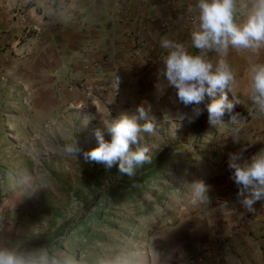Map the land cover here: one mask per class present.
<instances>
[{
  "label": "rangeland",
  "instance_id": "obj_1",
  "mask_svg": "<svg viewBox=\"0 0 264 264\" xmlns=\"http://www.w3.org/2000/svg\"><path fill=\"white\" fill-rule=\"evenodd\" d=\"M207 55L214 62L220 58L215 52ZM224 58L236 73L234 92L241 105L234 111L245 117L253 106L245 96L247 69L252 62L264 61V49H230ZM163 86L161 82L148 94L132 98L114 94L106 101L85 91L62 93L56 87L33 92L32 84L0 76V247L30 257L46 254L59 264H226L219 258L225 237L215 246L207 219L201 217L199 223L182 209L189 204L188 184L215 170L223 136L235 125L228 122L227 113L225 123L209 124V97L185 107L175 89ZM138 105H150L149 116L158 129L155 135L144 134L151 163L138 167L132 177L167 158L141 196L134 197L135 204L117 206L107 201L108 193L129 178L118 165L108 169L86 162L82 155L68 157L62 150L74 141L84 150L96 145L93 130L103 129L96 111L108 108L115 118L122 112L135 113ZM193 107L203 115L192 123L180 121L179 115H191ZM85 113L96 117L86 127L81 124ZM105 139L110 140L107 132ZM97 211L110 215L109 225L91 229L94 239L77 238L76 232L88 230L86 217Z\"/></svg>",
  "mask_w": 264,
  "mask_h": 264
},
{
  "label": "crops",
  "instance_id": "obj_2",
  "mask_svg": "<svg viewBox=\"0 0 264 264\" xmlns=\"http://www.w3.org/2000/svg\"><path fill=\"white\" fill-rule=\"evenodd\" d=\"M195 0H0V76L32 84L33 92L85 91L106 101L135 97L161 82L160 41L169 37L190 47ZM25 27L30 28L22 36ZM131 36L140 40L137 50ZM190 51L196 49L190 47ZM120 78L118 91L110 78ZM25 78V79H24ZM165 83V82H164ZM48 92V93H49ZM238 133L223 136L215 170L203 178L210 202L182 209L207 219L215 246L223 237L226 264H264V207L249 212L226 200L233 185L228 154L246 147L245 158L264 149V113L254 106ZM218 153V151H217ZM238 189L235 190V194ZM205 223V222H202Z\"/></svg>",
  "mask_w": 264,
  "mask_h": 264
},
{
  "label": "clouds",
  "instance_id": "obj_3",
  "mask_svg": "<svg viewBox=\"0 0 264 264\" xmlns=\"http://www.w3.org/2000/svg\"><path fill=\"white\" fill-rule=\"evenodd\" d=\"M193 27L190 35L192 49L182 42L164 37L160 41L165 55L161 57L158 76L164 86L175 89L176 98L185 107L205 105L210 125L225 123L223 117L229 114V121L238 133L245 121L234 111L241 101L235 94L236 73L224 58L230 49L258 53L264 49V0H195L193 4ZM220 57L215 62L208 53ZM120 78L116 76L114 92L118 91ZM229 93L231 99H229ZM245 96L260 113H264V61L252 62L247 69ZM150 105H138L135 113L122 112L113 118L110 110L99 114L103 129L93 130L96 145L84 150L74 141L63 147L68 157L100 163L105 168L118 165L122 175L132 177L138 167L151 163L150 147L143 143L144 134L155 135L158 123L149 116ZM203 111L193 107L192 114H180L179 120L194 122ZM96 117L91 113L81 116V124L87 126ZM143 121L140 123L139 121ZM177 125L174 123V129ZM105 132L110 140L105 139ZM246 147L228 154L227 166L230 179L238 191L236 198L249 212L254 211L257 202L264 201V149L245 158ZM189 185L188 200L193 206L210 202V186L202 179L193 180ZM0 264H59L56 258L46 254L30 257L10 248L0 247Z\"/></svg>",
  "mask_w": 264,
  "mask_h": 264
},
{
  "label": "trees",
  "instance_id": "obj_4",
  "mask_svg": "<svg viewBox=\"0 0 264 264\" xmlns=\"http://www.w3.org/2000/svg\"><path fill=\"white\" fill-rule=\"evenodd\" d=\"M167 157L161 158L157 163L156 167H150L148 170H146L144 173H142L138 178L135 177H129L126 180H124L120 185L114 187L107 197V201H111L113 204L120 206V205H126L128 204H135L134 197L137 195V198H139L142 194V191L148 187V185L151 183V180L160 173L159 169H163L165 160ZM140 182H144L143 186H139L138 184ZM117 190V192H114ZM99 206L97 207V210H99ZM105 210V209H104ZM103 210V211H104ZM92 219V220H91ZM107 219H110V215L106 214L104 215L103 212L99 213L98 211L89 217H86V220L84 222V227L88 228V230H82L80 232H76L75 236L79 239H94L93 236H90L89 233L91 232V229H94L98 224L99 225H109L106 224ZM89 221H94L89 226ZM88 223V224H87ZM77 233L80 234V236H77ZM82 235V236H81Z\"/></svg>",
  "mask_w": 264,
  "mask_h": 264
},
{
  "label": "built area",
  "instance_id": "obj_5",
  "mask_svg": "<svg viewBox=\"0 0 264 264\" xmlns=\"http://www.w3.org/2000/svg\"><path fill=\"white\" fill-rule=\"evenodd\" d=\"M189 20H193L192 16L189 14L188 16ZM28 32H30V28L28 27H25L22 31V36H26L28 34ZM140 40L139 38L135 37V36H131V41L133 42L134 44V50H137V45L138 43H140ZM116 76L117 75H114L110 78V81H111V84L114 86V82H115V79H116ZM237 189L236 185L233 184V185H228L224 188V194H225V198L226 200L228 199L230 202L232 201V203L234 204H238L239 201L237 200L236 198V194H235V190ZM255 206H258V207H264V201H261V202H257V204Z\"/></svg>",
  "mask_w": 264,
  "mask_h": 264
}]
</instances>
